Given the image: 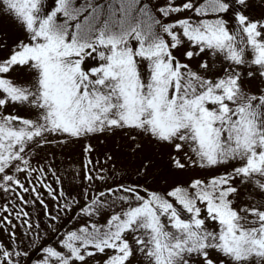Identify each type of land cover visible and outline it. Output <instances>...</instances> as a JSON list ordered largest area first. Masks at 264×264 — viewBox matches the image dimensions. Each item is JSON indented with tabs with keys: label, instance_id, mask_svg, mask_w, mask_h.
Returning a JSON list of instances; mask_svg holds the SVG:
<instances>
[{
	"label": "snow or ice",
	"instance_id": "1",
	"mask_svg": "<svg viewBox=\"0 0 264 264\" xmlns=\"http://www.w3.org/2000/svg\"><path fill=\"white\" fill-rule=\"evenodd\" d=\"M30 248L264 264V0H0V264Z\"/></svg>",
	"mask_w": 264,
	"mask_h": 264
},
{
	"label": "rangeland",
	"instance_id": "2",
	"mask_svg": "<svg viewBox=\"0 0 264 264\" xmlns=\"http://www.w3.org/2000/svg\"><path fill=\"white\" fill-rule=\"evenodd\" d=\"M5 30H9V27L7 25H5ZM91 143L93 145H96L98 142L93 140L91 141ZM109 143V146H111V141L108 142ZM119 144V141L117 139V146ZM80 152H81V149L79 146H77L75 149H74V155L76 156V158H79L80 156ZM119 158L122 160V162L129 166V167H134V164L135 162L128 158V157H124L122 155L119 156ZM61 159H63L61 157ZM156 161L158 162L159 161V158H156ZM75 167H79V165H75ZM160 169H157V171H159ZM132 180H136L137 177L135 175H133L132 177ZM148 183L151 184L152 183V178L150 177L149 180H148ZM73 216L74 214L72 215H68V216H64L61 221H60V228L61 230L65 229V228H68L70 229L72 227V224H73ZM43 243L45 245H54L56 243V237H55V234L53 233H49L48 234V237L46 240L43 241ZM29 255L25 258H23V261H22V264H34V262L42 255V253L38 250H33V249H29Z\"/></svg>",
	"mask_w": 264,
	"mask_h": 264
}]
</instances>
